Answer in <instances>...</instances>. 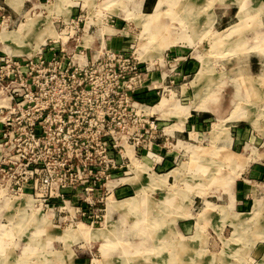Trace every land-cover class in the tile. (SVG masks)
I'll use <instances>...</instances> for the list:
<instances>
[{"label":"rangeland","instance_id":"1","mask_svg":"<svg viewBox=\"0 0 264 264\" xmlns=\"http://www.w3.org/2000/svg\"><path fill=\"white\" fill-rule=\"evenodd\" d=\"M21 1L5 0L16 9ZM34 4L38 9L29 0L14 18L0 0V56H28L55 44V56L64 63L74 54L88 59L100 55L103 46L124 45L126 53L146 59L149 70L148 60L162 63L165 53L169 57L179 49L185 58H195L196 65L174 84L166 76L173 72L169 65L155 63L153 73L165 72L152 77L151 71L143 72L142 88L158 86L134 94L147 107L145 112L152 113L155 105L153 118L163 119L160 127L166 131H159L165 136L175 128L184 131L180 139L163 138L161 150L155 142L157 157L130 158L135 173L125 180L134 188L124 199H118L117 192L112 195L117 199L107 197L98 223L91 221L94 209L89 208L70 221L75 211L64 208L60 195L8 196L0 190V264H75L74 253L84 264H264V229L259 227L264 226V186L259 188L264 173L260 178L252 175L264 155V132L258 130L264 126V35L256 28L264 18V3ZM101 35L108 44L97 42ZM251 56L260 64L250 71ZM49 86L57 89L54 82ZM3 95L0 89V98ZM199 109L210 111L211 120L201 128L185 123ZM191 239L200 242L195 245Z\"/></svg>","mask_w":264,"mask_h":264},{"label":"built area","instance_id":"2","mask_svg":"<svg viewBox=\"0 0 264 264\" xmlns=\"http://www.w3.org/2000/svg\"><path fill=\"white\" fill-rule=\"evenodd\" d=\"M103 47L93 59L74 54L64 63L55 44L0 56V187L13 195H60L75 211L70 221L89 208L98 223L106 198L134 171L130 158L159 152L152 148L159 119L134 96L149 71L145 60L124 45Z\"/></svg>","mask_w":264,"mask_h":264},{"label":"crops","instance_id":"3","mask_svg":"<svg viewBox=\"0 0 264 264\" xmlns=\"http://www.w3.org/2000/svg\"><path fill=\"white\" fill-rule=\"evenodd\" d=\"M29 0H22L21 1V4H20V6L18 7L19 9H16V8H14V7H12L10 4H7L6 2H5V0H1V2L5 5V6H9L10 8H11V11H12V13L9 11L8 12V15H13V17L14 18H16L17 16H20V14L23 12V10H24V7H25V4H26V2H28ZM33 1V8L36 10V9H38L37 8V6H36V4H34V2H35V0H32ZM156 1V0H155ZM262 1V3H264V0H261ZM143 2H144V4H146V5H148V2H149V0H143ZM153 2H154V0H151V4H152V6H153ZM236 12V11H235ZM37 13H39V14H41L40 12H37ZM36 13V14H37ZM234 16H235V13H234ZM261 19H260V24L259 25H257V27L256 28H261L262 29V31H263V35H264V18H262V16L260 17ZM216 20H217V15H216ZM217 22V21H216ZM215 22V23H216ZM106 38L107 37H104V36H102L101 35V38L99 39L98 37L96 38V40H97V42H99V44L100 45H102V44H108L109 42L106 40ZM118 48V47H117ZM117 48H112V49H117ZM182 51H181V49H179V50H176L173 54H171L169 57H168V55H167V53H165L164 55H163V60H162V63L159 61L158 62V60H155V62H152V60H148L149 61V65H151L150 67H151V69L149 70V71H151V73H150V75H151V77L154 75V74H156V73H164L165 71H162L161 72V69H159V72H152V70L154 69L155 70V68H157V67H154V65H155V63H157V66H162V64H163V66L165 67V66H167V65H169V67L172 69V73L170 72L169 74L167 73L166 74V76H168V79H169V81H171V80H174L173 81V84H174V82L176 83V81L175 80H179L180 79V75H183V74H187V75H189V74H191L192 73V71H193V69H195V65H196V62L194 61L195 60V58H185V56H182ZM8 55H10V54H8ZM14 55H16V56H21V55H17V54H14ZM93 57H95V56H93ZM93 57L92 56H90L89 58H88V60L89 59H93ZM86 58H87V56H86ZM143 60H145V62H146V64H147V60L146 59H143ZM164 62V63H163ZM170 62V64H168ZM260 64V62H259V60H257V58H256V56H251V58H249L248 57V61H247V66H248V69L251 71V68L252 67H257L258 68V65ZM149 68V67H148ZM171 69H167L166 71H170ZM196 70H194V72H195ZM193 72V73H194ZM177 74V76H174V75H176ZM195 74V73H194ZM163 75H165V74H163ZM158 76H160L162 79H165L164 78V76H161V75H159L158 74ZM178 78V79H177ZM158 81V78H156L155 79V81ZM154 81V82H155ZM172 82V81H171ZM158 86H151V87H145V88H141L140 89V91H144V90H154V89H156ZM169 87H171V86H169ZM162 98V97H161ZM160 98V99H161ZM157 104V103H156ZM153 106H155V105H153ZM152 106V107H153ZM152 107H151V109H152ZM154 111V110H153ZM155 112V111H154ZM156 113V112H155ZM158 113V112H157ZM210 114H211V112L210 111H208V110H206V109H199V111L198 112H196V113H193V114H191L190 113V116H188V118H186V122L185 123H195V125L197 124L198 125V127L199 128H201V126L204 124V123H206L208 120H211V117H210ZM158 125H159V129H164L165 127H160L161 126V124H163V123H165L164 121H163V119L162 118H160V117H158ZM188 119V120H187ZM175 124H178V121L175 123ZM257 128V127H256ZM261 128V130L258 128V130L259 131H261V132H264V126H261L260 127ZM165 131H166V128L164 129ZM183 129H179V130H177L176 128L175 129H173L172 130V132L171 133H169V134H167L166 136L165 135H163V134H165V133H161L160 132V136L157 138V140H156V142H159L158 144H157V148H161L162 146H163V144H162V140H163V138H165V139H167L168 137H171V138H175V140H177V139H180L178 136H179V134H181V133H183ZM164 132V131H163ZM263 134V137H264V133H262ZM162 136H164V137H162ZM262 137V138H263ZM264 139V138H263ZM264 142V141H263ZM256 143H258V141L256 142ZM165 144V143H164ZM156 145V144H155ZM257 146H259V143L258 144H256ZM261 145H263V143H261ZM260 147V146H259ZM161 150V149H160ZM262 161H264V155H263V157H258V160H257V163H258V166H257V168L256 169H254L253 171H252V175L253 176H255V177H257V178H260L262 175H263V173H264V168L263 167H261V165H264V162H262ZM246 162H244L243 161V164H242V166H244V164H245ZM134 173H135V170H134ZM159 174V173H158ZM128 177H131V176H127L126 178H128ZM125 178V179H126ZM263 180H264V175H263V178H262ZM260 186H264V183H261V185H259V188H260ZM117 188H119V187H117ZM134 188V186L131 184V183H129L127 180H125V184H122V185H120V188L119 189H117V190H115V193L117 192L118 194H117V198L119 199V198H122L123 197V199L124 198H126V197H124V196H126L127 195V193L129 192V193H131V190ZM260 193V192H259ZM117 198H115V197H113L112 199H117ZM258 198H262V196H261V193L259 194V196H258ZM120 200H122V199H120ZM259 227L263 230L264 229V226H260L259 225ZM261 230V231H262ZM179 231L181 232V230L179 229ZM196 234V232L194 233V235ZM193 235V236H194ZM202 235V234H201ZM263 235V234H262ZM192 236V237H193ZM191 237V238H192ZM189 239H190V237H189ZM192 240V239H191ZM192 242H193V244L195 243V245H197V244H199V242L200 241H196V242H194L193 240H192ZM74 260H76V262H75V264H84V260L83 259H80V258H76V256H75V253H74Z\"/></svg>","mask_w":264,"mask_h":264},{"label":"bare ground","instance_id":"4","mask_svg":"<svg viewBox=\"0 0 264 264\" xmlns=\"http://www.w3.org/2000/svg\"><path fill=\"white\" fill-rule=\"evenodd\" d=\"M188 8H189V7H188ZM239 8H240V7H239ZM177 9H179V8L177 7L176 10H177ZM176 10H175V11H176ZM181 10H182V8H181ZM239 10H240V9H239ZM172 11H174V9H173ZM241 11H242V10H241ZM172 19H173V17H172ZM160 27H163V26H160ZM241 44H242V43H241ZM237 45L239 46V44H237ZM237 45H236V46H237ZM39 48H40V47H39ZM259 50H260V49H259ZM73 59H75V60H76V59H81V60L84 61V57H83V56H80V55H78V54H77V55L75 54V55L73 56ZM161 102H162V101H161ZM161 102H160L159 105L156 106V108H160V106H161V104H162ZM150 111H151L152 113H155L152 109H151ZM136 168H137V166L135 167V169H136ZM0 190H3L4 195H8L7 190H6L5 187H0ZM20 195H25V194H20ZM8 196H9V195H8ZM111 198H113V196H112V195H109V196H108V200L111 199ZM108 200H107V202H108ZM169 200H170V199L165 198L164 202L169 201ZM167 203H168V202H167ZM167 203H166V204H167ZM166 207H167V206H166ZM39 209H40V208H39ZM166 209H167V208H166ZM36 218H37V217H36ZM36 218H34V219L36 220ZM105 219H106V215H105ZM30 220H31V218H30ZM78 225H79V226H80V225L85 226V224H82V223H78ZM78 225H77V226H78ZM77 226H76V227H77ZM69 227H70V226H69ZM78 232H80V231H78ZM84 232H85V235L88 234V233H86L85 230H84ZM98 233H99V232H98ZM76 234H77V233H76ZM101 234L103 235L104 232H100V233H99V235H101ZM81 235H82V233H81ZM85 235H84V236H85ZM82 236H83V235H82ZM93 237H94V236H93ZM96 237H97V235H96ZM99 237H100V236H99ZM89 238H90V236H89ZM81 239H82V238H81ZM18 258H19V257H18ZM17 260H18V259H17ZM257 264H258V263H257Z\"/></svg>","mask_w":264,"mask_h":264}]
</instances>
